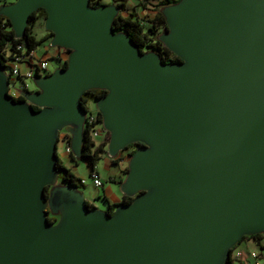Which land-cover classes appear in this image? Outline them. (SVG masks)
<instances>
[{
	"label": "water",
	"instance_id": "water-1",
	"mask_svg": "<svg viewBox=\"0 0 264 264\" xmlns=\"http://www.w3.org/2000/svg\"><path fill=\"white\" fill-rule=\"evenodd\" d=\"M8 3L0 16L14 38L42 7L48 46L73 51L54 75L32 77L42 93L23 91L50 106L43 111L7 96L0 63V264H227L245 234L264 233V0L162 6L157 39L174 62L114 32L113 2ZM91 88L108 90L94 99L111 131L105 156L133 141L147 145L130 155L120 185L139 195L114 215L89 207L63 182L44 195L59 174L54 148L65 124L73 125L68 145L81 160L79 99ZM46 201L62 214L55 227Z\"/></svg>",
	"mask_w": 264,
	"mask_h": 264
},
{
	"label": "clouds",
	"instance_id": "clouds-1",
	"mask_svg": "<svg viewBox=\"0 0 264 264\" xmlns=\"http://www.w3.org/2000/svg\"><path fill=\"white\" fill-rule=\"evenodd\" d=\"M17 2H18V0H10V2L8 4H16ZM102 2L103 3H110L111 0H102ZM93 3H94V0H89V4L91 6H93ZM178 3H180V0H174V2H173V0H169L170 5L171 4H178ZM39 9H44V8L41 7ZM36 12L37 11L32 12L31 16L33 17V14ZM4 17L6 18L4 21V29H3L4 32L5 33L13 32L14 29L11 26V21L9 20L8 17H6V16H4ZM37 23H44L45 24V21L34 20V22L31 24H37ZM28 26L29 25H27L26 27L28 28ZM149 27H151V25H149ZM167 27H168V25H167ZM163 31L164 30H162L160 32L159 36L163 33ZM49 33H52L51 30H49L48 32H41V35H49ZM27 36H28V34H27ZM28 38L30 39L29 36H28ZM16 40L23 41V43L20 44V46H19V50H22V52H28L29 51V48L26 47L25 42L22 38L16 37ZM158 41L166 47V45L163 42H161L159 39H158ZM13 42L14 41H7V47L5 49V61H4V63L6 65H9V59L8 58L10 56H13V53L9 50L11 47V43H13ZM50 42H51V40L46 41L45 47ZM148 46L149 45L143 46V48L145 49L142 51L143 54H147L149 52ZM151 46L155 47L154 44ZM57 47L60 48L59 53H56ZM65 49H69V48L62 46V45H56V46L52 47L51 49H48L49 57H54L55 59H58L60 61V63L58 64L55 62L54 64H49L47 62V58H45V60L41 61L40 68H47L48 69L46 74L40 75L41 78H43L45 76H52L56 73V71L58 69L65 68V67L61 66L62 64L66 63L68 66L69 61H70V56L68 55V53L73 51V50L70 49L71 51L65 53L64 52ZM39 50L42 51L43 48H41ZM30 55H31V53H29V56ZM61 55H62V59L60 58ZM27 61H28V57H25V62L27 63ZM11 64H12V71L4 73V75L6 77H9V83H8V86L6 89L7 96H9L13 100H24L26 104L30 105L34 109H38L39 111H43L44 108L50 107L49 105H39L38 106L36 104H33L31 101H29L22 94L24 90H26L27 93H29V94L42 93L43 90L37 85V83L34 81V79H29V80L24 81V87L21 90L20 81H18L16 79V73L14 70L15 60H12ZM31 64L33 66H36V62L34 60H32ZM32 70H33V76H34L39 71V68L35 67V70L34 69H32ZM92 90H103L105 94L108 92L107 89H100V88L86 89L85 93L82 94V96L80 98L81 102H82V100H86V103H82L83 107L85 109V116L83 117L84 123L81 125V131L87 133V142L89 145L88 153L90 156L95 151V149L99 147L98 138L96 137V131L97 130L103 129V134L107 137L106 143H105L104 148L102 149L100 155H103L104 152H107L110 149V142H111V131L104 126L103 115L101 113V110L98 107L97 103L91 98V96L88 95ZM72 127H73V125H71V124H65L64 126H62L61 128H59L57 130V140H56V144H55V148H54V154L57 157L58 164L63 169H65V166L62 163V156L60 154L65 153V152H70V148L67 145H68L69 141L72 139V133H71V131H69V129H71ZM65 136H67L69 139L65 140L64 139ZM130 145L136 146L133 149L131 154L128 151V148ZM137 145H142L144 147H147V145H144L142 141H133V142L128 143L124 149L118 150L116 155H112V161L115 164L114 168L117 171L115 173V177L112 180V182L108 185H105V187L107 189H109L108 193L101 195L98 192L97 196L100 197L99 199H93L91 202L83 201L84 203H86L90 207L95 208L96 210L103 213V212L107 211V206H105L101 201L106 199L108 202V206H113L111 208L110 214L114 215V213L117 210L116 207H114L115 205H119L122 203H131L132 201H134L136 199V196L139 195V193H136V194H133L132 196H129L121 190L120 185L127 180V173L130 171V164H131V160L129 159V157H130V155L135 154L137 152V150H138ZM74 159H75V157H74ZM83 167H84V165L81 163L80 164L81 172L83 170ZM68 175H69V173H68ZM101 175L103 176V173ZM63 179H64V177L62 175L58 174L55 177V180L53 183H49V184L44 185V195H45L46 189L48 190V195L47 196L45 195L46 198L49 196V194L51 193V191L53 189L57 188L58 186H60L62 184ZM77 187H78V185H77ZM142 191H144V190H142ZM43 212L46 213V219L49 223H51V225L53 227L57 226L60 223V221L62 219V214L60 212L53 213L51 211V206L49 203H47V201H46L45 207L43 208ZM50 216L58 218L55 223L51 222V220L49 218ZM257 235H264V233H259ZM245 236L252 237V235H248V234H245ZM262 244H264V241H262ZM233 247H235V245H233ZM230 264H232V258L231 257H230ZM262 264H264V262H262Z\"/></svg>",
	"mask_w": 264,
	"mask_h": 264
},
{
	"label": "trees",
	"instance_id": "trees-1",
	"mask_svg": "<svg viewBox=\"0 0 264 264\" xmlns=\"http://www.w3.org/2000/svg\"><path fill=\"white\" fill-rule=\"evenodd\" d=\"M135 1H136V4L134 6H127L126 7L124 5L125 0H111V2H113L118 7V13L115 16V18L112 22V25H111L112 30L114 32H119V31L125 32L141 52L143 50H145L143 48V46L149 45L148 46L149 50H152L155 53H157L161 61H163V62L179 61V59L172 52H170L163 44H161L157 39V36H158L159 32L161 31L160 29H162V30L165 29L164 18L160 13V8L164 5L169 4V0H156L157 2H156V5H154V8H151L149 6L148 0H135ZM173 2H174V0H173ZM102 4H109V3H103L102 0H94L93 6H99ZM139 8L146 11L143 13V14H145L144 18L140 17L137 14V9H139ZM36 11L37 12L33 14V17L31 16V14L29 15L28 24H27L29 26H28V28L26 27L24 36L22 38L25 42L26 47L29 48L28 52H22V54L25 56L26 55L29 56V53H32V51L42 41V39L35 37V35L32 33V27L34 24H31V23H33L34 20H37L39 18H44L45 12L43 9H37ZM5 19H6L5 17L0 16V63L4 69H6L4 61H5V49L7 47V41H14L13 43H11V47L9 49L13 53V55L14 54H20V52L22 50L16 49V47L20 46V44L23 43V41L16 40V38H14L13 32H11V33H5L4 32L3 29H4ZM149 25H151V27H149ZM46 32H48V31H46ZM27 34L30 37V39L28 38ZM47 36L48 37L51 36V33H49V35H47ZM153 44L155 47L151 46ZM64 51L68 52L67 49H65ZM12 57L13 56H10L8 59H11ZM30 57H32V56L30 55ZM55 60H57V59H55ZM57 61H59V60H57ZM62 67H65V64H62ZM84 93H85V91L82 94H84ZM103 94H105L103 90H92L88 95L91 96V98L94 100L96 98L101 97ZM79 100H80L81 106L83 107L82 103H86V100H82V102H81V99H79ZM100 133L103 134V129H100ZM65 138L67 140L69 139L67 136H65ZM106 140H107V137L103 134L102 140L98 141L99 147L96 148L95 151L90 156L88 153L89 145L87 142V133L83 132L82 142H81V146H80L81 159L82 158L86 159V164H87V167L89 168V170H88L89 176H90L91 172H96L99 175V173L95 170L94 167L96 165V162L100 156L102 149L104 148ZM137 146H141V145H137ZM134 148H135L134 145L129 146V149H130L129 153L130 154L132 153ZM70 154H71V151L68 155H70ZM104 154H105V152L103 153V155ZM71 159L73 161H75L73 157H71ZM56 168H57L59 175H62L64 177V179L62 180L63 183L73 185L75 187H77V185H78V187H77L78 189H80V187L83 185L82 182L80 181L81 178L75 176L70 171L69 168L65 167V169H63L62 167H60L57 160H56ZM66 171L69 173V175ZM46 193H47V189L45 191V194ZM112 207L113 206L107 205V211L109 213L111 212ZM49 218H50L51 222H53V223L57 220V217L50 216ZM260 236L261 235H257V234L252 235V237L243 236L239 240V242L243 239L249 238V239H253L255 241L256 245L260 247V244H259ZM239 242L235 245V247H231V249L229 250V257L227 259V264H230L231 252H232V250H234V248H236V246L239 244Z\"/></svg>",
	"mask_w": 264,
	"mask_h": 264
},
{
	"label": "crops",
	"instance_id": "crops-1",
	"mask_svg": "<svg viewBox=\"0 0 264 264\" xmlns=\"http://www.w3.org/2000/svg\"><path fill=\"white\" fill-rule=\"evenodd\" d=\"M149 2H151V4L149 5L151 8H154V5H156V0H148ZM136 4V1L135 0H125L124 2V5L127 7V6H134ZM146 12L145 10L143 9H137V14L139 15L140 13H144ZM149 12V11H148ZM40 19V18H39ZM39 19H37L36 21H38ZM46 42V41H45ZM45 42L44 43H41L39 44V46H37L31 53V56L33 58H36V57H47L49 56L48 54V49H51V47L47 46L45 47ZM43 48V50H39ZM29 62V61H27ZM26 62L24 60V62L21 64V68H25L26 67ZM98 138V141L102 140L103 138V134L100 133L99 134V137ZM62 156V163L64 164L65 167L69 168L70 171L75 175L77 176V174L75 173V167L76 165L75 164H72L74 161L71 159V157H73L72 154L68 155L66 153H61L60 154ZM105 156V154H104ZM74 158V157H73ZM75 160V159H74ZM77 161V160H75ZM100 168L97 169V167L95 166V170L98 172V170H101L103 171V176L100 175V177L103 179V184L101 186L102 188V194H107L109 189H107L105 187V185H108L112 182V180L114 179L115 177V173H116V169L114 168L115 167V164L113 163L112 159H109L105 156V159H101L100 160ZM87 165V164H86ZM87 169L89 170V168L87 167ZM78 177V176H77ZM84 196V194H83ZM100 197L99 196H94L91 201L93 199H99ZM84 199L88 202H91L89 200H87V198L84 196ZM105 206L108 205V202L107 200H102L101 201ZM262 241H264V235H261L260 236V241H259V244H260V247L256 245L255 241L253 239H243L239 242V244L236 246V248H238V250L240 251V256L238 257L239 259V264H252V260L250 259L249 257V251H257L258 252V255L259 257L261 258V260L264 261V244H262ZM235 248V249H236ZM237 250V249H236Z\"/></svg>",
	"mask_w": 264,
	"mask_h": 264
},
{
	"label": "built area",
	"instance_id": "built-area-1",
	"mask_svg": "<svg viewBox=\"0 0 264 264\" xmlns=\"http://www.w3.org/2000/svg\"><path fill=\"white\" fill-rule=\"evenodd\" d=\"M16 49H19V46H17ZM59 52H60V48H57L56 49V53H59ZM25 57H28V61L29 62H27L25 68H21V64H22V62H24ZM45 58H47V62H48V59H55L54 57H49V56L33 58V57L28 56V55H26V56L23 55L22 51H21L20 54H14L13 57L11 59H9V65H6L5 63L4 64L6 66L5 68H6L7 72H11L12 71L11 61L15 60L14 70H15V73H16V79L18 81H20V87H21V90H22L23 87H24V81L32 79V77H33V70L32 69L35 70V67L39 68V71L36 73V75L46 74L48 69L47 68H40V63H41V61L45 60ZM60 58L62 59V55H61ZM32 60H34L36 62V66H33L31 64ZM8 83H9V77H8ZM24 91H26V90H24ZM99 134H100V130H97L96 131V137H98ZM64 139L67 140L65 137H64ZM67 146L69 147V145H67ZM65 153L69 154L70 152H65ZM90 177L92 179V184H93L94 187L98 188V187L102 186L103 180L96 172H91L90 173ZM80 181L83 182V179H81ZM240 254L241 253H240L239 250H234L233 257L238 258L240 256ZM249 257L252 260V264H262V262H264L259 257L257 251H249Z\"/></svg>",
	"mask_w": 264,
	"mask_h": 264
},
{
	"label": "rangeland",
	"instance_id": "rangeland-1",
	"mask_svg": "<svg viewBox=\"0 0 264 264\" xmlns=\"http://www.w3.org/2000/svg\"><path fill=\"white\" fill-rule=\"evenodd\" d=\"M7 2H10V0H0V4L7 3ZM148 4L150 5L151 2L148 1ZM139 16L144 18L145 14L140 13ZM38 21H43V18H40ZM160 30H162V29H160ZM41 32H46V30H44V28H43V23L34 24L33 27H32V33L35 35V37L42 39L40 44L44 43L45 41H49V39H50V36L48 37L47 35H41ZM55 62L59 64V62L57 60H55V59H48V63L49 64H54ZM101 159L104 160L105 156L104 155H100L99 156V158H98V160L96 162V165H95L97 167V169L100 168V162H101L100 160ZM81 163L84 165L82 172L80 170V164ZM72 164L76 165L75 173L77 174V176L79 178L83 179V182H82L83 185L80 187V190L83 192V194L87 198V200L91 201V199L94 196H96L98 192L100 194H102V188L101 187L96 188L92 184V179H91V177L88 174V169H87V165H86V159L82 158L81 160L74 161ZM98 172L100 173V175L103 173V171H101V170H98ZM236 249L238 250V248H236ZM236 249L234 248V250H236ZM234 250H232V252H231L232 264H239V262H238L239 259L233 257Z\"/></svg>",
	"mask_w": 264,
	"mask_h": 264
},
{
	"label": "flooded vegetation",
	"instance_id": "flooded-vegetation-1",
	"mask_svg": "<svg viewBox=\"0 0 264 264\" xmlns=\"http://www.w3.org/2000/svg\"><path fill=\"white\" fill-rule=\"evenodd\" d=\"M62 66V65H61ZM132 146V145H131ZM134 147H136V146H134ZM137 147H139V146H137ZM130 149L128 148V151H129Z\"/></svg>",
	"mask_w": 264,
	"mask_h": 264
}]
</instances>
